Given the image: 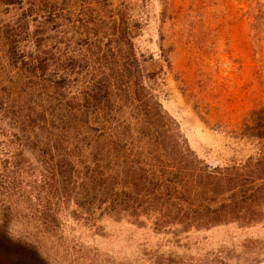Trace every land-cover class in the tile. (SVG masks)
I'll return each mask as SVG.
<instances>
[{"label":"rangeland","instance_id":"rangeland-1","mask_svg":"<svg viewBox=\"0 0 264 264\" xmlns=\"http://www.w3.org/2000/svg\"><path fill=\"white\" fill-rule=\"evenodd\" d=\"M43 2L52 0H0V40L23 24L33 35L44 31L41 50L60 55L65 68L83 62L82 31L104 50L101 34L116 19L127 22L165 115L147 134L177 135L213 167L257 152L241 133L264 100V0H67L52 16ZM4 50L0 44V264H264V221L182 231L159 222L152 205L107 190L86 133L75 134L63 111L76 74L53 89V67L23 71ZM27 100L43 110L46 125L37 126L49 135L30 128ZM127 117L124 110L113 118Z\"/></svg>","mask_w":264,"mask_h":264},{"label":"trees","instance_id":"trees-1","mask_svg":"<svg viewBox=\"0 0 264 264\" xmlns=\"http://www.w3.org/2000/svg\"><path fill=\"white\" fill-rule=\"evenodd\" d=\"M22 1L6 0L8 5ZM65 2L52 0L48 6L43 2L39 7L52 16L56 7ZM111 25L101 34L107 40L104 50L100 42L92 41L90 34L82 31L88 36L80 47L83 62L65 68L55 58L60 55L41 50L44 31L33 35L26 32L24 24L18 29L14 26L9 33L6 29V34H1L0 44L7 58L21 65L23 71H27L22 67L26 66L34 70L33 74L40 70L43 75L53 67L58 77L52 82L53 89L64 87L73 78L71 74H76L77 88L73 96L65 95L63 111H68L75 123V134L86 133L85 149L95 164L101 162L98 168L107 176V190L152 205L149 211L159 222L179 226L182 231L264 221V100L248 114L241 133L257 142V152L222 167L210 166L177 135L160 140L156 132L147 134L145 126L162 125L165 115L144 82L132 43L135 32L127 22L118 23V19ZM26 44L32 50L25 51ZM24 109L31 112L26 115L33 119L30 128L37 127L39 133L49 135L46 127L37 126L40 122L46 125L40 118L43 110L32 109L28 100ZM124 110H128L127 118H113Z\"/></svg>","mask_w":264,"mask_h":264}]
</instances>
